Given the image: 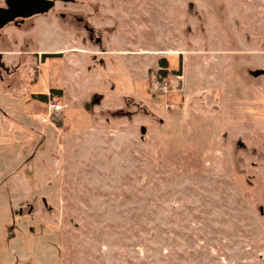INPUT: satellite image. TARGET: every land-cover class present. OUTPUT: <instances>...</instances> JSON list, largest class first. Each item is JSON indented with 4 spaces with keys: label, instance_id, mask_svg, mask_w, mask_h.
Masks as SVG:
<instances>
[{
    "label": "rangeland",
    "instance_id": "374dc122",
    "mask_svg": "<svg viewBox=\"0 0 264 264\" xmlns=\"http://www.w3.org/2000/svg\"><path fill=\"white\" fill-rule=\"evenodd\" d=\"M2 238L0 264H264V0L1 28Z\"/></svg>",
    "mask_w": 264,
    "mask_h": 264
},
{
    "label": "water",
    "instance_id": "95a60500",
    "mask_svg": "<svg viewBox=\"0 0 264 264\" xmlns=\"http://www.w3.org/2000/svg\"><path fill=\"white\" fill-rule=\"evenodd\" d=\"M0 6V29L17 18H25L51 9L54 0H4ZM31 208V207H30Z\"/></svg>",
    "mask_w": 264,
    "mask_h": 264
},
{
    "label": "flooded vegetation",
    "instance_id": "af4514ba",
    "mask_svg": "<svg viewBox=\"0 0 264 264\" xmlns=\"http://www.w3.org/2000/svg\"><path fill=\"white\" fill-rule=\"evenodd\" d=\"M55 2H56V0H54ZM65 1V0H64ZM54 5H55V3H54ZM54 5H53V7H54ZM50 10V9H49ZM48 10V11H49ZM47 11V12H48ZM44 13H46V12H44ZM39 14H43V13H36V14H34V15H39ZM31 16H33V15H31ZM60 16L62 17V18H64L65 17V14L63 13V12H61L60 13ZM30 17V16H29ZM25 18H27V17H25ZM25 18H17V19H15L14 21H12L14 24H19V23H22L23 21H24V19ZM84 26H85V28H88V30L90 31V32H92L93 31V29L91 28V27H87L88 25L87 24H84ZM48 53H53L54 55H56V54H58L59 52H42V56H47L46 54H48Z\"/></svg>",
    "mask_w": 264,
    "mask_h": 264
},
{
    "label": "trees",
    "instance_id": "16d2710c",
    "mask_svg": "<svg viewBox=\"0 0 264 264\" xmlns=\"http://www.w3.org/2000/svg\"><path fill=\"white\" fill-rule=\"evenodd\" d=\"M51 54H53V53H48V54H46V55H51ZM159 63H161L162 64V66L164 67V68H162V70L160 69V73H162V74H164L165 72H166V66H167V62H166V60H165V58H161L160 60H159ZM51 91H55V89L54 88H52L51 89ZM43 97H45V94H43ZM28 240V238H26L25 239V242ZM4 242V240H3V238L0 240V250L3 248V247H5L3 244ZM29 243V242H28Z\"/></svg>",
    "mask_w": 264,
    "mask_h": 264
}]
</instances>
